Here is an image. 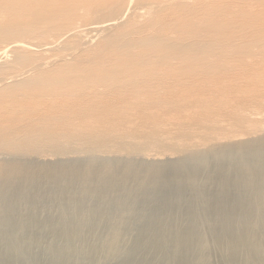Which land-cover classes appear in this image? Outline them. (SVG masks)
I'll return each mask as SVG.
<instances>
[{
    "label": "bare ground",
    "instance_id": "bare-ground-1",
    "mask_svg": "<svg viewBox=\"0 0 264 264\" xmlns=\"http://www.w3.org/2000/svg\"><path fill=\"white\" fill-rule=\"evenodd\" d=\"M234 88L264 89V0H0V264H264V133L95 153L168 100L241 118ZM49 146L91 153L26 159Z\"/></svg>",
    "mask_w": 264,
    "mask_h": 264
},
{
    "label": "rangeland",
    "instance_id": "rangeland-1",
    "mask_svg": "<svg viewBox=\"0 0 264 264\" xmlns=\"http://www.w3.org/2000/svg\"><path fill=\"white\" fill-rule=\"evenodd\" d=\"M231 71H232L231 75H230L231 77L234 78V77H237L236 75H238L237 78L241 82L247 80V78L244 75H243L244 77H242V75L237 74L236 70L234 68ZM229 74H230V71H229L228 75ZM259 92L256 93V95H251L250 96L251 99H250L249 95L247 98H245L243 96L244 94H241V93H240V95L237 96V94H239V93H237L236 88H234L232 95H231V98L235 97V102H236V99L238 101L239 96L240 97L243 96L242 98L245 99L244 100V99L240 98L241 102L239 100V102H240L239 105H241L243 107L242 108L239 106L242 109L238 110L239 114L241 115V118L238 117L239 115L237 116L236 114H234L235 112L231 108L232 110L229 109V111H226V112L220 111L218 113V111H217L216 112L217 114L213 113L211 117L209 116L208 118H206V116H205V117H203V119H202L203 115H201V116L199 115L201 117V118H199V116L196 117V115H197V113H196V115H194V117L192 116L191 118L187 119L188 121L183 122V119H182L183 116L189 115L187 113L188 112L192 113V111L191 110L190 111L189 110H179V109H184V108H181V106L177 107L176 103H179V101H177V100L174 103H172L174 100L172 102H171V100L166 101V105H164V106L162 105L163 107L161 109V112L163 111V113L164 112L165 113L164 114L162 113L159 115L156 114L154 116L155 118L153 117L152 119H150V121L148 119L145 120L146 118L143 119V117H139V116H131L130 115V118L128 115L126 116L127 118L125 117V115L119 116L120 118L122 117V119L125 118L124 121L126 120L125 122L122 120V123H125V124L124 125L122 124L121 125L122 128H120V129H124V128L129 129V130L126 129V132L130 131L129 133H132L135 140H137L138 142L140 141L141 143H136V144L129 143L130 139L128 138V136H124V137L118 139L119 141H123L124 139H126L125 142H122L120 144H118L117 139H114L112 137H107L108 140H107V138H105V139L95 138V139H98V141L102 144H100V146H98V148H96L97 150H100L101 152H99V151H96V152L94 151V152L98 153V155H102V156H109V155L112 156V155H114L113 153H117V151H118V153H120L123 156H128L131 154L134 156H138L140 158L146 157V159H148V160H151V158L154 159L155 157H156L155 159H158L161 157H162L161 159H165L167 157H177L178 155H181L183 153V151H185L187 148L195 149L197 147H203V143H206V145L208 144L207 146H211V145H216V143H219V142H226L227 140L229 141L230 140L229 137L235 133L236 134L237 133H244V136L242 135L243 139H248L251 136L252 137H255L256 135L258 136V135L264 133V114H263L264 113V104H259V101L262 98H264V89H263V91L261 90ZM236 96L238 98H236ZM255 97H257V98H255ZM248 100H249V102H248ZM217 101H218V103L219 102L221 103L222 101H224V99L220 98V99H217ZM242 101L243 102L245 101L244 102L245 104ZM118 102L119 101L116 102L117 106L119 105ZM162 103L165 104V102H162ZM170 103L173 104L172 106L175 105L173 108L177 107V110L179 112L181 111L183 113L181 114V112L179 113L176 111V109H173L170 106L171 105ZM249 103H251V105H253V106L256 105L257 103H258V105L251 107L250 105L248 106ZM114 104H115V102H114ZM114 106H116V105H114ZM169 106L171 107V109ZM158 107H160V105ZM166 107H167L168 111L166 109L165 110L163 109ZM173 110H174V112H173ZM154 111L158 112V110H154ZM256 111L262 113L261 117L263 118V120L259 122L260 125H259V123L256 124V122L249 120L251 114L255 113ZM198 114H201V112L200 113L198 112ZM157 118H160V119H157ZM204 118H206V119H204ZM130 123H131V125H130ZM169 123L172 125L170 126ZM151 124H152V126H151ZM163 124H164V126H162ZM62 127L63 126H60V128H62ZM125 129L123 131H125ZM86 130L87 129H85V130L82 129L80 131V129H79V130H77L79 132H77V133L75 132L74 134L76 135L80 132H81L80 134H82V132L86 131ZM3 132L5 133L6 130H3ZM87 132H88V130H87ZM84 133H86V132H84ZM78 135L76 137H79ZM223 138H224V140H223ZM66 139L67 138H65L62 141H65ZM89 143H91V142H89ZM199 143H201V145H199ZM118 145L119 146L121 145V147L123 146L122 147L123 149L121 148L122 150H120V147H119V149L116 150ZM132 146H135L136 148H133ZM103 147H104V149H108V150H106V152L102 151V150H104ZM106 147H108V148H106ZM112 147L114 148L115 151L112 149ZM3 148L0 149L1 156H2V153L5 154V153L11 152L10 149L8 151L7 147H6V150ZM84 148L85 147H81L82 150ZM109 150H111V152ZM76 151H80V150H78L77 147H71L68 152H63V150L61 148H53V147L51 148L49 146V147L41 148L38 151L28 152L27 154L29 156L26 159L35 160L38 156L41 158V157L45 156L42 154H46L47 155L46 157H48V158L52 157L54 161L68 160L70 158H75V157H78V158L87 157L91 153L88 151H83V154H80V155L70 153V152H76ZM107 151H108V153H107ZM52 154H53V156H52ZM49 155H50V157H49ZM9 157H10V155H8L6 159H11Z\"/></svg>",
    "mask_w": 264,
    "mask_h": 264
}]
</instances>
